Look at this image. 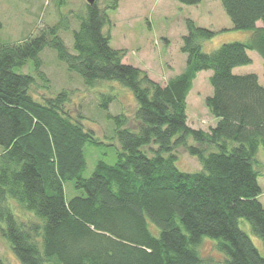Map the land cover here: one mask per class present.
<instances>
[{"label": "trees", "instance_id": "obj_1", "mask_svg": "<svg viewBox=\"0 0 264 264\" xmlns=\"http://www.w3.org/2000/svg\"><path fill=\"white\" fill-rule=\"evenodd\" d=\"M176 1L197 6L203 0ZM218 1L232 29L247 38L204 53L203 43L216 33L187 19L180 48L185 67L165 86L124 64L123 51L110 47L103 29L119 0H106L104 10L85 4L74 15L76 30L61 16L33 37L0 45V233L20 264H203V237L217 240L225 256L212 264H264L239 226L245 221L264 248L262 175L256 169L264 151V86L255 74L233 72L251 65L249 52L264 65V0ZM69 30L73 53L61 37ZM45 50L87 88L113 82L134 98L139 126L126 128L124 114L108 116L115 123L116 162H98L89 178L83 177V149L98 141L65 111L69 93L43 102L30 95L35 77L44 79ZM28 61L32 74L18 73ZM201 72H210L205 106L216 121L207 131L191 128L186 117V100ZM102 99L97 106L107 111L114 97ZM178 148L201 171L178 170ZM66 182L82 192L69 202Z\"/></svg>", "mask_w": 264, "mask_h": 264}, {"label": "rangeland", "instance_id": "obj_2", "mask_svg": "<svg viewBox=\"0 0 264 264\" xmlns=\"http://www.w3.org/2000/svg\"><path fill=\"white\" fill-rule=\"evenodd\" d=\"M0 0V45L17 43L33 37L38 31L53 26L61 16H66L70 30L77 29L74 15L84 9L85 0ZM98 7L104 10L106 0H96ZM109 25L103 33L110 34V47L123 51L122 62L145 72L149 79L165 86L169 80L179 75L184 67L186 56L180 52L182 37L186 34L185 21L192 20L196 26L215 32V36L203 43L202 51L211 53L221 45L245 40L241 33L232 29V23L226 16L218 0H203L197 6H184L176 0H119L118 8L114 12H107ZM68 32L61 37L66 47L72 50V38ZM251 65L237 68V74H255L264 86V65L261 58L250 52ZM43 78L35 77V83L30 89V95L36 101L56 96L61 91L69 93L65 105L72 118L78 119L84 130L92 132L98 145H86L83 153L86 160L84 178H89L98 162L113 165L116 162L118 143L113 137L115 123L109 119L111 115L124 114L127 117L126 128L135 130L139 126L134 120L136 104L130 91L113 82H99L92 88H87L81 79L67 71L64 64L58 61L51 50H45L40 56ZM33 63L28 61L18 73L32 74ZM210 72H201L193 83V87L186 100L187 124L193 129L207 131L213 124L205 99L211 94L208 83ZM111 95L114 100L105 111L98 107L103 96ZM80 117V119H79ZM188 144L193 145L191 139ZM155 149V148H153ZM2 148L0 147V154ZM177 160L175 166L186 173L201 171L200 164L190 157L184 148L175 151ZM257 171L262 175L258 178L261 194L258 201L264 208V151L260 148ZM81 191L74 188V182L64 184L65 201L81 195ZM240 229L246 233L259 253L264 256L262 242L255 237L249 225L241 220ZM0 223V230L3 229ZM198 248V254L203 264L221 261L222 256L216 249L218 241L203 237ZM0 259L4 264H20L14 257L10 245L0 233Z\"/></svg>", "mask_w": 264, "mask_h": 264}, {"label": "crops", "instance_id": "obj_3", "mask_svg": "<svg viewBox=\"0 0 264 264\" xmlns=\"http://www.w3.org/2000/svg\"><path fill=\"white\" fill-rule=\"evenodd\" d=\"M259 25V24H258ZM241 35V37H244V38H247V36H248V34L247 33H244V34H240ZM248 56L250 57V52L248 53ZM250 59H251V57H250ZM236 70V69H235ZM235 70L233 71V72H235ZM235 74V73H234ZM237 75H245V74H237ZM259 83H260V80H259ZM261 85V84H260ZM213 119V118H212ZM216 124V121L213 119V124L211 125V126H209V128L210 127H213L214 125Z\"/></svg>", "mask_w": 264, "mask_h": 264}, {"label": "water", "instance_id": "obj_4", "mask_svg": "<svg viewBox=\"0 0 264 264\" xmlns=\"http://www.w3.org/2000/svg\"><path fill=\"white\" fill-rule=\"evenodd\" d=\"M86 4L92 6L95 4L96 0H85Z\"/></svg>", "mask_w": 264, "mask_h": 264}]
</instances>
